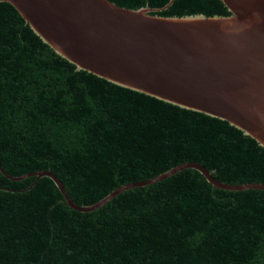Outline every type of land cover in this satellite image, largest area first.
<instances>
[{"label":"trees","instance_id":"trees-1","mask_svg":"<svg viewBox=\"0 0 264 264\" xmlns=\"http://www.w3.org/2000/svg\"><path fill=\"white\" fill-rule=\"evenodd\" d=\"M163 16L230 14L222 0H110ZM171 2V3H169ZM166 6L165 8H163ZM264 147L227 121L65 59L0 1V264H264Z\"/></svg>","mask_w":264,"mask_h":264},{"label":"water","instance_id":"water-1","mask_svg":"<svg viewBox=\"0 0 264 264\" xmlns=\"http://www.w3.org/2000/svg\"><path fill=\"white\" fill-rule=\"evenodd\" d=\"M0 1L12 4L77 69L223 119L264 147V0H222L230 11L227 16H163L151 13L162 8H126L110 0ZM184 167L195 168L221 189L264 190V183L219 181L200 163L188 162L122 185L90 205H78L52 171L37 175L50 177L71 208L88 212L128 187ZM0 171L13 178L1 165Z\"/></svg>","mask_w":264,"mask_h":264}]
</instances>
